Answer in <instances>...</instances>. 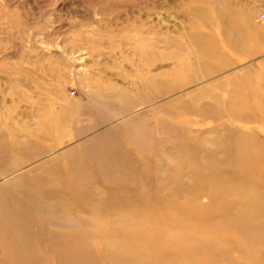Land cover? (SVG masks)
I'll list each match as a JSON object with an SVG mask.
<instances>
[{
  "label": "rangeland",
  "instance_id": "rangeland-1",
  "mask_svg": "<svg viewBox=\"0 0 264 264\" xmlns=\"http://www.w3.org/2000/svg\"><path fill=\"white\" fill-rule=\"evenodd\" d=\"M21 200L89 264H264V0H0V203Z\"/></svg>",
  "mask_w": 264,
  "mask_h": 264
},
{
  "label": "bare ground",
  "instance_id": "bare-ground-1",
  "mask_svg": "<svg viewBox=\"0 0 264 264\" xmlns=\"http://www.w3.org/2000/svg\"><path fill=\"white\" fill-rule=\"evenodd\" d=\"M54 131L58 130L55 129ZM239 150L240 149L237 151ZM234 155L235 153L233 156ZM77 179L78 178L64 179L65 181L63 182L65 183L63 185V190L61 191L74 197L77 200V204L79 205V180ZM42 181L51 180L49 178H37L35 183ZM18 185L24 187L26 184L19 182ZM40 191L38 188L35 193L38 195L40 194ZM43 194H45V192ZM58 195L59 194L57 192H51L45 194L44 197H41L42 202L34 201L35 199L33 200L32 198L30 200H32V203H34L36 206L43 207V205L47 204L50 199H53L55 196L57 198ZM21 202H23L25 206L22 209L20 207L18 208L15 204L11 205L8 203L6 205H1L0 203V253H2L7 260L4 264H89L91 262H89L86 256L80 260L79 247H76L75 245H65L64 239L62 240L59 238V240L56 242L55 239H53V236H49V241H44L43 239L41 241V233H43L44 230L41 224V219L36 214L37 211H35V209H33L25 200H21ZM47 213L49 212L47 211ZM34 227H40V231L38 232L37 229V232H34ZM122 248V250H124V247ZM149 252L150 251H148L146 248L139 246V253L142 255V257L147 256ZM118 254L120 256L121 262L122 260L124 261L122 264H128L126 260L131 255H128L125 250L119 252ZM148 256L150 261L140 260L137 262V264H152L150 259L151 254Z\"/></svg>",
  "mask_w": 264,
  "mask_h": 264
}]
</instances>
